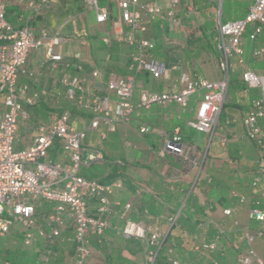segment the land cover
Listing matches in <instances>:
<instances>
[{"label": "built area", "instance_id": "2783aa9c", "mask_svg": "<svg viewBox=\"0 0 264 264\" xmlns=\"http://www.w3.org/2000/svg\"><path fill=\"white\" fill-rule=\"evenodd\" d=\"M51 1H31L29 6L40 11ZM101 1L86 0L88 9L95 13L97 24L107 25L114 17V7L118 12V20L112 21V32L105 31L101 37L107 52L115 41L131 48L128 74L111 76L106 83L102 82L98 68L84 64L81 53L68 59L56 51L57 46L63 43L58 34L50 35L43 29L37 36L28 25L13 26L6 17V4L0 3V238L16 232L28 248H34L43 240L45 249L41 260L44 263L57 257L53 248L61 240L69 222L73 223V237L70 239L75 253L73 264H89L94 252L92 240L101 243L111 228L108 218L91 214L89 201H97L99 215H112L111 196L116 190L123 189L124 183H102L82 176L83 168L106 162L103 151L86 144L88 136L98 133L99 140L104 141L109 133L117 131L118 125L131 122L154 106L167 108L175 104L180 112L185 113L189 109L190 97L203 91L196 118L189 124L213 137L226 102L231 75L237 72L231 61L233 57L242 68L241 79L247 89L260 90V96L253 101L243 122L249 139L260 151L264 150V73L249 65L244 49L247 33L253 42L264 34V0H251L243 19L226 23L222 21V11L218 7L214 44L219 54L220 80L191 79L183 72L179 77L182 86L179 93L144 91L138 101H135L137 76L147 72L158 80L167 70L166 63L155 56V41L146 35L147 23L168 21L172 28L179 25L176 12L181 0H168L167 11L158 0H105V5ZM218 1L222 3V0ZM190 11L195 15L193 9ZM86 44L87 41L82 40L81 45ZM41 48L45 51V63L50 72L65 71L54 82L58 87L56 92L42 86L41 75L28 69L32 51ZM251 58L256 64H264V45L255 48ZM107 59H110L109 52ZM70 71L72 74L68 73ZM42 103L57 110V115L49 124L36 127V135L29 147L18 149L15 142L20 123L29 120L28 109ZM70 109L88 115L85 128H76ZM102 126L105 127L103 131ZM139 132L147 134L150 127L143 125ZM227 144V137H222L221 145ZM124 145L133 146L129 141ZM56 148L65 154L66 163L50 159L51 150ZM165 152L187 156L194 149L177 131L165 141L162 155ZM253 185L264 187V158ZM43 201L53 204V210L38 218L37 206ZM239 201L243 204L246 198L240 196ZM124 210L126 213L132 211L133 203H127ZM224 213L231 216L233 211L226 209ZM144 216V221L127 218L119 234L125 239L141 242L145 255L143 264H155L167 236L149 210H144ZM179 216L180 213L170 217L169 224L174 226ZM250 219L258 222L259 227L255 231L245 230L247 249L238 256V264H264L255 246L257 240L264 237V209H253ZM202 248L213 252L217 245L207 242L202 244ZM168 253L171 256L165 264H181L173 256L174 248L170 247ZM0 264L10 263L3 261Z\"/></svg>", "mask_w": 264, "mask_h": 264}, {"label": "crops", "instance_id": "0c3cea01", "mask_svg": "<svg viewBox=\"0 0 264 264\" xmlns=\"http://www.w3.org/2000/svg\"><path fill=\"white\" fill-rule=\"evenodd\" d=\"M31 1L39 2L0 0V3L6 4V17L13 26L28 25L37 36L43 29L50 35L58 34L63 43L57 46L56 51L68 59L81 53L87 67H96L101 71L103 83L111 76L128 74L131 48L115 41L108 51L110 59H107L108 52L101 41L105 31L112 32V21L118 20L116 7L113 8L112 20L107 25H99L95 21V13L88 9L86 0H52L40 11L29 6ZM101 3L105 5L106 1L102 0ZM158 3L165 11L168 10V0H158ZM218 4V0H181L176 12L179 25L172 28L168 21L147 23L146 35L155 41V56L166 63L167 70L158 80L147 72L139 74L136 79L135 101H138L144 91L179 93L182 90L179 77L183 72L191 79L218 81L222 78L216 46L204 43L203 38V31L207 26L205 18L212 10L217 13ZM191 9L195 11V15L191 13ZM82 40L87 41V44L81 45ZM262 45L264 34L254 42L250 40L249 33L245 35V57L251 67L254 64L252 51ZM45 61L44 49L34 50L29 57L28 69L41 75L42 86L56 92L58 87H55L54 82L65 71L52 73ZM237 62L236 59L232 64L237 67L238 73L233 75L238 79L239 85L234 87L232 98H226L219 123L223 117L225 120L217 127V141L210 148L207 143L210 134L200 132L189 124L196 118L203 91L190 97L189 109L185 113L180 112L175 104L167 108L154 106L150 111L141 112L131 122L118 125L117 131L109 133L104 141L99 140L98 133L88 136L86 144L103 151L106 162L96 165L98 169L90 175H83L81 171L82 176L102 183H124V188L116 190L111 196L112 215H99L97 201H89L91 214L108 218L110 225H114L109 229L113 234L112 228L116 229L120 224L123 227L127 218L133 221L146 220L144 210L147 209L161 231L166 229L165 235L168 236L173 227L168 219L180 213V216L190 219L189 222L195 225V230L191 229L189 234L183 233L184 239L191 243L183 244L186 249L181 258L182 264H210L209 259L198 253L199 246L207 242L216 243V251L209 252L208 255L219 264H238V256L247 249L245 230L249 228L255 231L259 227L258 222L250 219V213L255 208L264 209V187L253 185L260 162L264 158V150L260 151L249 139L243 122L253 101L260 96V90L247 89L241 79L242 68ZM68 73L72 74L71 71ZM37 108L39 111L53 110L47 103H42ZM83 115L85 121L75 125L77 129L86 126L88 115ZM143 125L149 126L150 132L142 135L139 129ZM103 130L104 126L101 127V131ZM177 131L183 141L193 147L194 152L187 156L168 152L162 155L165 141ZM35 135L36 131L31 135L27 147L32 144ZM222 137H227V146L221 145ZM125 141L133 146L126 147ZM50 159L57 163L67 162L65 154L57 148L51 150ZM118 161L122 164L118 165ZM240 196L246 198L245 203H240ZM130 202L133 203V210L126 213L124 206ZM226 209H231L233 214L227 216L224 213ZM52 210L53 204L39 203L37 217L41 218ZM66 231L67 229L64 233ZM121 238L122 246H125L128 239L123 236ZM67 239L70 241L71 238ZM67 239H62L63 244L67 243ZM101 243L97 241V246ZM255 246L258 255L264 260V237L257 240ZM56 248L58 254L64 256V264L70 257L74 262L73 244L70 249L62 244Z\"/></svg>", "mask_w": 264, "mask_h": 264}, {"label": "rangeland", "instance_id": "374dc122", "mask_svg": "<svg viewBox=\"0 0 264 264\" xmlns=\"http://www.w3.org/2000/svg\"><path fill=\"white\" fill-rule=\"evenodd\" d=\"M106 4V3H105ZM252 4L251 0H222V3L219 2L218 7L222 11V21L224 23L228 21H235V20H240L243 19ZM216 11L212 10L210 11V15L205 18L207 21V26L206 30L203 31V38H204V43H209L213 47H215L214 44V28H215V18H216ZM214 21H210L213 20ZM236 60V57H233L231 61L233 62ZM238 73V70L237 72ZM239 77V75H237ZM234 79V75H231V80ZM232 95H234V87L233 85H230L229 91H228V100L232 98ZM73 122L75 125L80 123V121H85V115L83 113L70 109ZM57 110L54 111H39V108H30L28 109V114H29V120L26 122H22L19 127V132L16 134V142L15 146H21V147H27L30 144V140L32 138V134L35 133L36 127L40 124H49L52 122L53 118L55 117V114L57 115ZM225 117L222 118L221 122L219 123L218 126H221L224 123ZM219 133L218 129H216V133ZM214 138V139H213ZM213 140V141H212ZM217 141V134H214L212 137L211 135L208 136V146L209 148L214 145V143ZM213 143V144H212ZM98 169V166L93 165L91 168H83L82 169V174L83 175H90L93 172H95ZM40 204H47L48 202H39ZM38 203V204H39ZM114 226V225H113ZM111 224V227H113ZM122 225H118L116 229L112 228L114 231V234H106L103 237L102 243L97 245H93V255L91 257L90 263L89 264H100V260L102 259L103 255H109L114 252H119L121 251V246L123 245V240L121 238V235H119L120 231L122 230ZM67 231L63 234L61 237V240L55 245V247L59 246L62 244L63 247H66L70 249L72 247V242L69 241L67 238L73 237V223L69 222L67 225ZM166 229H164V234H165ZM20 235V234H19ZM66 238L67 243L63 244L62 239ZM19 245V242L13 238V237H1L0 238V252L5 251L9 247H15L16 245ZM44 248V241L40 240L39 244L37 247L32 251L33 254H36V250L42 252ZM126 256L130 257L131 259V264H143L144 263V257L142 256L141 258H137L135 256H131L126 254ZM72 257L68 258L66 264H73L72 262ZM1 260V259H0Z\"/></svg>", "mask_w": 264, "mask_h": 264}, {"label": "trees", "instance_id": "16d2710c", "mask_svg": "<svg viewBox=\"0 0 264 264\" xmlns=\"http://www.w3.org/2000/svg\"><path fill=\"white\" fill-rule=\"evenodd\" d=\"M252 66L257 70V72L264 73V64L254 63ZM230 85H233V87L238 86V79H230ZM189 221L190 219L183 216H180L178 218L176 224L171 229L172 231L168 234L163 246L159 250L155 264H165V262L171 256L168 253V249L170 247L174 248L173 256L178 259L182 264L181 258L184 257V252L186 249L183 244H188L189 242L191 243V241L188 242L184 239L185 236L183 235V233L188 232L189 234V232H191L193 229L195 230V225ZM109 233L113 234L111 230L107 231V234ZM8 236L15 238L19 242V245L17 244L15 247H9L5 251L0 252V262L7 261L10 264H64V256L62 254H58V249L56 247H54L53 249L55 253H57V257L55 259L50 260L49 263H44L41 260V255L43 251L40 252L36 250V254L32 253V251L37 247V245L34 248L26 247L22 242L21 235L17 234L16 232H12L5 237ZM92 244L97 245V241L93 239ZM44 249L45 246L43 250ZM198 253L201 254V256L209 259L210 264H219L214 258L208 255L209 251L203 250L202 246H199ZM72 254L73 253H71V255ZM126 254L135 256L137 258H141L142 256L145 258L141 242L136 239H128L126 240V245L121 246V251L114 252L109 255H103L102 259L100 260V264H131V259H129L130 257L126 256ZM135 264H137V262Z\"/></svg>", "mask_w": 264, "mask_h": 264}, {"label": "water", "instance_id": "95a60500", "mask_svg": "<svg viewBox=\"0 0 264 264\" xmlns=\"http://www.w3.org/2000/svg\"><path fill=\"white\" fill-rule=\"evenodd\" d=\"M172 229V227L170 228V230Z\"/></svg>", "mask_w": 264, "mask_h": 264}]
</instances>
